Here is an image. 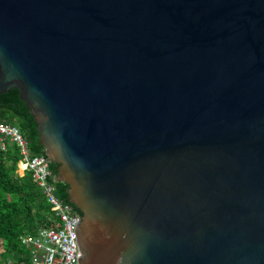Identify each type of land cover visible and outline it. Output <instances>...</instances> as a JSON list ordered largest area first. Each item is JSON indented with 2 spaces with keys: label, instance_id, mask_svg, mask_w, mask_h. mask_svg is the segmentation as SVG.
Instances as JSON below:
<instances>
[{
  "label": "water",
  "instance_id": "obj_1",
  "mask_svg": "<svg viewBox=\"0 0 264 264\" xmlns=\"http://www.w3.org/2000/svg\"><path fill=\"white\" fill-rule=\"evenodd\" d=\"M12 89L79 264H264V0H0Z\"/></svg>",
  "mask_w": 264,
  "mask_h": 264
},
{
  "label": "trees",
  "instance_id": "obj_2",
  "mask_svg": "<svg viewBox=\"0 0 264 264\" xmlns=\"http://www.w3.org/2000/svg\"><path fill=\"white\" fill-rule=\"evenodd\" d=\"M0 123L17 127L27 140L31 154L47 158L39 139L38 125L19 99L18 90L0 94ZM20 160L16 145L8 143L5 150L0 148V244L3 247L0 264H32L21 237L42 226L50 227L52 223L53 211L31 172L25 171L23 176L18 174ZM49 168L56 176L58 165L49 162ZM56 186L57 195L81 214L68 200V183L56 182Z\"/></svg>",
  "mask_w": 264,
  "mask_h": 264
},
{
  "label": "built area",
  "instance_id": "obj_3",
  "mask_svg": "<svg viewBox=\"0 0 264 264\" xmlns=\"http://www.w3.org/2000/svg\"><path fill=\"white\" fill-rule=\"evenodd\" d=\"M8 143L17 146L25 171L41 187L51 210V226H42L33 233H26L21 242L27 247L32 264H79L74 226L80 213L57 195L56 182L45 156L32 155L27 140L20 130L12 125L0 123V148ZM79 215V216H78Z\"/></svg>",
  "mask_w": 264,
  "mask_h": 264
},
{
  "label": "rangeland",
  "instance_id": "obj_4",
  "mask_svg": "<svg viewBox=\"0 0 264 264\" xmlns=\"http://www.w3.org/2000/svg\"><path fill=\"white\" fill-rule=\"evenodd\" d=\"M24 172H25V170H24L23 165H22V164H19V165H18V174H19L20 176H23V175H24ZM1 251H3V247H2V245L0 244V252H1Z\"/></svg>",
  "mask_w": 264,
  "mask_h": 264
},
{
  "label": "clouds",
  "instance_id": "obj_5",
  "mask_svg": "<svg viewBox=\"0 0 264 264\" xmlns=\"http://www.w3.org/2000/svg\"><path fill=\"white\" fill-rule=\"evenodd\" d=\"M53 177H54V175H53ZM81 215V214H80Z\"/></svg>",
  "mask_w": 264,
  "mask_h": 264
}]
</instances>
